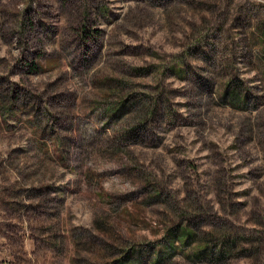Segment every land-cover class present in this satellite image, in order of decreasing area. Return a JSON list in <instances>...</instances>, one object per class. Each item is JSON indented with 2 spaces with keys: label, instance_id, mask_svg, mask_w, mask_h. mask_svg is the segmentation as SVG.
Instances as JSON below:
<instances>
[{
  "label": "rangeland",
  "instance_id": "374dc122",
  "mask_svg": "<svg viewBox=\"0 0 264 264\" xmlns=\"http://www.w3.org/2000/svg\"><path fill=\"white\" fill-rule=\"evenodd\" d=\"M0 264H264V0H0Z\"/></svg>",
  "mask_w": 264,
  "mask_h": 264
}]
</instances>
